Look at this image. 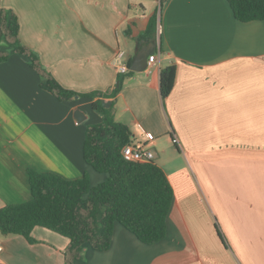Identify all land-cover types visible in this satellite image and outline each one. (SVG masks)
<instances>
[{"label": "crops", "instance_id": "1", "mask_svg": "<svg viewBox=\"0 0 264 264\" xmlns=\"http://www.w3.org/2000/svg\"><path fill=\"white\" fill-rule=\"evenodd\" d=\"M1 6L17 15L22 43L67 89L119 87V50L129 67L145 47L157 63L124 75L116 96L62 101L41 87L27 56L3 47L10 58L0 62V208L31 199L29 169L66 179L88 172L92 185L105 180L82 154L87 126L103 119L93 108L101 99L129 126L131 144L154 153L175 196L163 240L144 244L117 223L108 250L86 245L74 264H264V20H237L227 0ZM169 64L177 77L163 99L160 72ZM32 237L0 232V264L64 263L67 237L44 227Z\"/></svg>", "mask_w": 264, "mask_h": 264}, {"label": "trees", "instance_id": "2", "mask_svg": "<svg viewBox=\"0 0 264 264\" xmlns=\"http://www.w3.org/2000/svg\"><path fill=\"white\" fill-rule=\"evenodd\" d=\"M227 1L237 20H264V0ZM0 31V62L10 58V53L3 47L27 56L31 67L41 76V87L62 101L77 96L112 97L121 90L123 73L118 79L120 86L111 92L81 94L63 87L45 68L38 54L22 43L18 17L12 10L2 7L1 0ZM176 77V64L161 69L163 99L173 90ZM93 108L103 119L87 126L82 154L87 164L106 175L105 180L92 185L88 172L77 179H66L53 172L29 169L31 199L0 208V232L5 236L21 235L34 243L33 229L44 227L67 237L69 245L64 251L63 264H74L82 257L86 245L96 251L108 250L117 223L144 244L153 245L163 240L175 196L167 173L154 159L132 161L124 157L122 151L133 142V134L128 125L116 120L113 105L104 107L99 99L93 102ZM216 225L220 238L228 245L218 223Z\"/></svg>", "mask_w": 264, "mask_h": 264}, {"label": "built area", "instance_id": "3", "mask_svg": "<svg viewBox=\"0 0 264 264\" xmlns=\"http://www.w3.org/2000/svg\"><path fill=\"white\" fill-rule=\"evenodd\" d=\"M125 56V51L119 50L117 53L118 64L117 67L120 73L126 74L130 71L128 64L123 62V58ZM157 63V55L151 54L148 58V69L151 66ZM176 143H178L177 139H174ZM124 157L128 160L132 161H148L154 159L155 155L152 151L147 150L143 147L135 146L133 144H128L124 147L122 151Z\"/></svg>", "mask_w": 264, "mask_h": 264}, {"label": "water", "instance_id": "4", "mask_svg": "<svg viewBox=\"0 0 264 264\" xmlns=\"http://www.w3.org/2000/svg\"><path fill=\"white\" fill-rule=\"evenodd\" d=\"M151 50L152 49L149 47L138 49L129 69L131 71H136V72H141L147 69L148 58L151 55ZM103 105L107 107V105H105L104 102ZM74 116L79 122H82L85 119V114L80 109H77L75 111Z\"/></svg>", "mask_w": 264, "mask_h": 264}, {"label": "rangeland", "instance_id": "5", "mask_svg": "<svg viewBox=\"0 0 264 264\" xmlns=\"http://www.w3.org/2000/svg\"><path fill=\"white\" fill-rule=\"evenodd\" d=\"M128 47H129V50H131V51H133L134 50V46H133V44L132 43H130V44H128ZM130 73V71L128 72V73H126V74H124L125 76H129L128 74ZM123 118V117H122ZM167 159H169V158H165V160H167ZM179 161H181L182 162V160L180 159ZM157 162V161H156ZM176 162H178V161H176ZM178 163H180V162H178Z\"/></svg>", "mask_w": 264, "mask_h": 264}]
</instances>
